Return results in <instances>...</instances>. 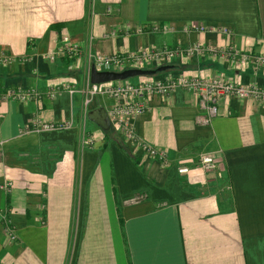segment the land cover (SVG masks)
Listing matches in <instances>:
<instances>
[{
	"label": "crops",
	"instance_id": "crops-1",
	"mask_svg": "<svg viewBox=\"0 0 264 264\" xmlns=\"http://www.w3.org/2000/svg\"><path fill=\"white\" fill-rule=\"evenodd\" d=\"M200 26L207 31L196 32ZM63 37L82 51L78 59H50ZM198 44L264 56V0H0V56L13 61L0 64V93L42 95L0 94V264H264V103L224 99L204 125L191 93L152 97L133 124L168 154L164 166L89 119L116 100L97 95L87 107L81 93L92 84L90 54ZM168 65L131 81L223 78L264 87V66L253 61L183 55ZM71 83L75 94L48 97ZM37 118L74 126L36 133ZM88 135L94 148L84 145ZM205 154L222 178L198 168ZM181 166L190 174L180 175Z\"/></svg>",
	"mask_w": 264,
	"mask_h": 264
},
{
	"label": "built area",
	"instance_id": "built-area-1",
	"mask_svg": "<svg viewBox=\"0 0 264 264\" xmlns=\"http://www.w3.org/2000/svg\"><path fill=\"white\" fill-rule=\"evenodd\" d=\"M160 30V29H156ZM196 32H206L203 26L197 27ZM229 30L223 29V34H229ZM209 54L213 58L220 61L232 60L246 63L253 61L257 65L264 66V56H250L240 54L233 48H215L205 47L200 44L181 49H166V50H148L137 53H118L110 56L100 54H90V70L95 68L98 72H117L121 73L130 69L150 70L165 66L171 63L178 56H187L190 58L199 57ZM82 55V51L74 45L69 37H63L61 46L57 53L50 55V59L55 61L57 56L67 57L70 59H78ZM12 59L7 56H0V64H10ZM91 73V72H90ZM91 75V74H90ZM74 86V87H73ZM74 84H64L61 88L52 90L48 93L51 100L63 92L68 91L71 95L77 90L74 89ZM182 89L189 92L195 98L200 110L205 115L198 119V123L209 125L220 113V102L230 97H235L242 101L253 100L258 103H264V87L259 86H243L224 80L223 78L189 79L180 77L169 81L152 80L135 84L131 80L108 82L100 85L91 84L89 89H82L81 93L87 96L86 106L89 107L92 99L97 95H105L117 101V104L106 111L110 125L115 128L121 137L132 146L136 151L142 152L145 156L159 161L164 166L169 165L168 154L157 147H154L143 141L133 124V119L143 115L148 109V102L152 97H169L176 90ZM4 99L12 101H28L30 99H39L41 94L30 89L26 91H8L0 93ZM35 132H52L71 129L74 122H61L49 124L41 119H35ZM85 146L89 148L95 147V139L92 135H88ZM198 168L204 173H216L219 178H222V172L219 169L217 159L211 154H205L200 157L197 164ZM191 169L187 166H181L178 169L180 175L190 174ZM1 189L9 194L12 192L13 183H7ZM5 231L12 241H16V235L5 220Z\"/></svg>",
	"mask_w": 264,
	"mask_h": 264
},
{
	"label": "water",
	"instance_id": "water-1",
	"mask_svg": "<svg viewBox=\"0 0 264 264\" xmlns=\"http://www.w3.org/2000/svg\"><path fill=\"white\" fill-rule=\"evenodd\" d=\"M171 66L165 65L158 67L157 69L142 70V69H130L121 73L117 72H98L95 68L91 70V83L93 85H100L108 82L126 81L137 77H151L158 73L169 70ZM89 119L96 123L104 130H110V123L107 118L106 111L104 109H97L89 113Z\"/></svg>",
	"mask_w": 264,
	"mask_h": 264
},
{
	"label": "rangeland",
	"instance_id": "rangeland-1",
	"mask_svg": "<svg viewBox=\"0 0 264 264\" xmlns=\"http://www.w3.org/2000/svg\"><path fill=\"white\" fill-rule=\"evenodd\" d=\"M154 69H156V68H154ZM134 79H136V78H134ZM130 80H132V79H130Z\"/></svg>",
	"mask_w": 264,
	"mask_h": 264
},
{
	"label": "trees",
	"instance_id": "trees-1",
	"mask_svg": "<svg viewBox=\"0 0 264 264\" xmlns=\"http://www.w3.org/2000/svg\"><path fill=\"white\" fill-rule=\"evenodd\" d=\"M157 69V68H156Z\"/></svg>",
	"mask_w": 264,
	"mask_h": 264
}]
</instances>
